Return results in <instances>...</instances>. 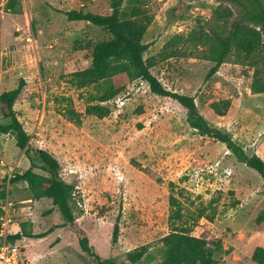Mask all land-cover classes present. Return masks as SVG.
<instances>
[{
	"label": "rangeland",
	"instance_id": "1",
	"mask_svg": "<svg viewBox=\"0 0 264 264\" xmlns=\"http://www.w3.org/2000/svg\"><path fill=\"white\" fill-rule=\"evenodd\" d=\"M17 1L18 14H10L0 0V68L24 67L30 89L13 111L29 137L28 146L52 155L59 178L74 186L70 206L75 224L92 250L114 264H128L125 253L145 245L146 254L137 264L157 262L159 239L169 232L171 195L181 213L174 225L217 241V264H253L252 250L264 248V180L237 163L221 143L190 129L176 102L151 94L139 79L117 76L81 90L68 83L72 72L89 66L92 45L110 35L89 23L68 21L65 13L108 15L111 0ZM142 1L152 16L142 39L145 59L157 60L172 35H184L196 24L206 29L216 5L232 10L230 21L237 15V8L225 0ZM128 2L122 0L121 7ZM49 19L53 29L38 31ZM192 53L157 61L150 72L167 91L193 97L208 123L234 135L247 155L257 153L264 162V94L250 92L251 70L230 58L206 77L212 64L197 58V51ZM15 79L14 86L20 78ZM108 86L121 89L105 104L110 114L103 119L85 116L84 107L95 104ZM221 99H229L230 107L216 117L208 104ZM69 108L79 115V124L63 114ZM13 165L20 167L9 163ZM9 166H0V191L12 195L24 190L13 184L5 189L16 172ZM259 215L263 220L257 224ZM33 217L31 231L42 240L23 242L22 264H90L74 233L57 228L62 221L49 201L36 203ZM114 226L117 237L111 244Z\"/></svg>",
	"mask_w": 264,
	"mask_h": 264
},
{
	"label": "trees",
	"instance_id": "2",
	"mask_svg": "<svg viewBox=\"0 0 264 264\" xmlns=\"http://www.w3.org/2000/svg\"><path fill=\"white\" fill-rule=\"evenodd\" d=\"M237 8V15L233 21V12L228 6L216 5L210 9L211 24L203 29L200 24L184 35L170 36L162 45L157 55L143 58L146 45L142 42L143 36L152 21L142 0H129L121 7L122 0H111L110 13L98 15L89 12L68 11L65 17L68 21L85 22L105 29L110 39L92 45L89 51V66L72 72L68 83L75 89L81 90L100 83L109 82L117 76H124L128 81L136 79L144 82L153 95L169 98L184 110L186 125L215 142L221 143L237 163L254 171L264 180V162L255 154L247 155L243 147L236 142L232 135L215 125L208 123L198 112L194 99L191 96L172 93L162 87L159 81L151 74L150 69L157 61L179 59L197 51L196 57L211 63L206 77L214 75L218 68L230 58L235 65L251 70L249 90L253 94H264V0H225ZM17 0H5L4 10L10 14H18ZM24 82L18 80L15 88L0 93V134L8 135L13 132L14 146L22 151L29 163L27 170L15 174L9 184L24 181L27 184L30 196L35 199H48L57 212L61 223L59 228L65 227L76 236L77 246L85 256L90 258V264H114L109 259H102L88 244L83 231L75 224L70 202L74 193V186L59 178L57 160L44 150L28 146V135L18 122L12 109L13 103L20 94ZM120 88L108 86L97 97L95 104L84 107L85 116L103 119L110 114L106 104L113 99ZM230 107L229 99H221L208 104V108L216 117H222ZM68 121L79 124V115L72 109L64 113ZM34 169L40 170L45 176L35 174ZM149 176V173H147ZM4 192L0 191V198ZM170 210L167 217L169 232L159 239L161 257L157 262L149 264H217L213 258L218 250L217 241L210 240L204 235L197 237L190 235L185 227L174 225L181 219L180 205L175 197L167 198ZM199 216L202 213L199 212ZM261 215L255 218L256 223L262 222ZM27 223L20 224V234L9 238L10 241L20 237L40 238L32 236ZM117 228L111 232V244H115ZM145 245L134 248L125 253L128 264H137L146 254ZM253 264H264V248L255 247L249 257Z\"/></svg>",
	"mask_w": 264,
	"mask_h": 264
},
{
	"label": "crops",
	"instance_id": "3",
	"mask_svg": "<svg viewBox=\"0 0 264 264\" xmlns=\"http://www.w3.org/2000/svg\"><path fill=\"white\" fill-rule=\"evenodd\" d=\"M54 26H55L54 21L49 19L48 21H43L40 24L38 31H40V32L41 31H50L51 29H53ZM25 38L27 39V37H25ZM48 46H49V44H48ZM0 65H1V63H0ZM27 71H28V69H27ZM23 75H24V67L19 68L18 66L13 64V65H10V66L5 67L3 69L0 68V93L9 91V90L15 88V86H14L15 80H16L15 78H20L24 82V86H23L20 94L17 96L15 102L13 103V106L17 102L18 98L26 90L30 89V83L27 81V79ZM9 81H10V83H9ZM13 106H12V109H13ZM233 138H234V135H233ZM254 154L261 158V156H259L257 153H254ZM13 161H14V164H16V165L19 164L20 167H16L14 165L9 166V163L13 162ZM4 164L8 165L9 167H12L10 172L16 171L14 173V175L15 174H18V175L21 174L23 171L27 170L29 167V163H28L27 159L25 158V156L23 155V152L19 151L15 148L13 138L8 136V135L0 134V166H2V165L4 166ZM38 171L41 172L40 170H37V169L33 170V172L35 174L45 176V174L43 172L39 173ZM11 177H13V175H11ZM258 178H259V176H258ZM10 185H12V184H9V181H8V187L5 189L8 190L10 188ZM13 185H14V187H17V188L24 190V191H22V192L18 191L17 193H13L12 195L9 194L7 191H4V196H5L4 200L8 201V198L11 200L8 202L13 204V208L15 210L14 216L15 217L19 216V217L23 218L22 220H24V221L19 223V220L17 218H13V223L10 226V230L12 232H15L16 235H18V234H20V224L27 223L29 225L28 230L30 231V234L32 236H34L32 231H31V229L33 230L31 223H33V218H35V217H33L34 206L36 205V203L39 204L41 202V200H47V201H49V200L44 199V198L38 199V200L33 199L30 196V194L28 192L27 184L24 181L16 182ZM27 193L29 196H27ZM1 201L2 200H0V202ZM49 203H50V201H49ZM57 228H59V226ZM17 240H19V243H22V244H23V242H25V240L26 241L27 240L34 241V244H35L37 241L42 240V238L20 237ZM22 246H23V248L25 247L24 244Z\"/></svg>",
	"mask_w": 264,
	"mask_h": 264
},
{
	"label": "built area",
	"instance_id": "4",
	"mask_svg": "<svg viewBox=\"0 0 264 264\" xmlns=\"http://www.w3.org/2000/svg\"><path fill=\"white\" fill-rule=\"evenodd\" d=\"M14 213L12 203L6 200L0 202V264H22L23 246L19 240H9L10 237L16 235L10 230Z\"/></svg>",
	"mask_w": 264,
	"mask_h": 264
},
{
	"label": "water",
	"instance_id": "5",
	"mask_svg": "<svg viewBox=\"0 0 264 264\" xmlns=\"http://www.w3.org/2000/svg\"><path fill=\"white\" fill-rule=\"evenodd\" d=\"M9 136L12 137L13 136V132H9Z\"/></svg>",
	"mask_w": 264,
	"mask_h": 264
}]
</instances>
